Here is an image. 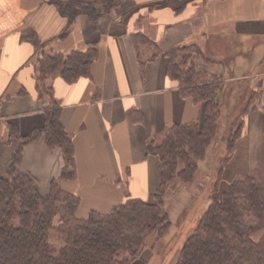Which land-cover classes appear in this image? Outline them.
Returning <instances> with one entry per match:
<instances>
[{
	"label": "crops",
	"instance_id": "1",
	"mask_svg": "<svg viewBox=\"0 0 264 264\" xmlns=\"http://www.w3.org/2000/svg\"><path fill=\"white\" fill-rule=\"evenodd\" d=\"M130 1L134 10L127 16L117 11L97 19L79 15L62 36L68 19L48 0H0V176H6L19 146L8 125L21 135L42 128L52 99L39 96L40 54L22 40L24 32L34 31L46 54L68 55L92 46L99 51L88 76L73 83L59 75L44 81L62 105L61 122L74 142L78 177L64 188L80 196V216L109 211L128 197L154 201L162 164L147 155L149 142H159L168 128L196 121L202 113L168 74L166 53L190 43L215 61L197 59L198 71L208 77L224 74L233 85L230 113L240 91L247 93L243 133L230 152L225 146L221 160L220 192L264 162V0ZM136 33L148 43H136ZM63 168L61 149H50L44 138L24 146L20 169L36 179L42 194Z\"/></svg>",
	"mask_w": 264,
	"mask_h": 264
},
{
	"label": "trees",
	"instance_id": "2",
	"mask_svg": "<svg viewBox=\"0 0 264 264\" xmlns=\"http://www.w3.org/2000/svg\"><path fill=\"white\" fill-rule=\"evenodd\" d=\"M48 1L68 19V28L62 33L65 36L79 15L97 19L114 12L127 0ZM133 35L136 43H148L141 33ZM22 40L31 43L40 54L35 69L39 96L52 99L42 128L21 135L16 126L8 125L9 137L19 140V146L6 176H0V264H134L142 260L145 252L152 251L171 228L165 206L167 190L175 183H196L201 162L211 155L209 150L220 134L222 120L225 119L227 131L223 135L227 152L241 137L243 116L249 106L244 102L246 90L240 91L235 109L238 113L230 118L234 113L229 112L233 85L226 82L224 74L208 77L195 66L197 59L215 62L211 56L204 54L196 43L167 52L168 74L179 83L184 96L201 106L200 118L175 124L160 142H149L147 155L159 157L162 164L153 202L128 197L109 211L91 210L80 216V196L64 188V183L78 177L74 142L61 122L62 105L44 81L59 75L65 82L73 83L88 76L99 51L92 46L68 55L46 54L32 30L25 31ZM239 113L242 119L237 125ZM39 138H44L50 149H61L64 159V168L52 180L46 195L40 192L36 179L20 169L24 146ZM217 171L209 204L181 249L177 264H264V162L250 174L234 179L225 192L219 189L222 169ZM53 234L59 236L61 246L52 242ZM152 237L154 243L149 245Z\"/></svg>",
	"mask_w": 264,
	"mask_h": 264
},
{
	"label": "rangeland",
	"instance_id": "3",
	"mask_svg": "<svg viewBox=\"0 0 264 264\" xmlns=\"http://www.w3.org/2000/svg\"><path fill=\"white\" fill-rule=\"evenodd\" d=\"M124 4L125 6H119L114 9L118 15L123 16L124 12L134 10V8L130 9L129 7L131 1H126ZM138 44H140L139 41ZM237 113L238 110L233 114L231 113L230 118ZM241 119L242 117L240 116L237 125L240 124ZM221 123L222 128L211 150V155L208 156L207 162H201L200 174H198V179H195L196 183L190 185L175 183L167 190L165 206L170 213L172 225L167 234L161 239V242L157 243L152 251L145 252L144 259L148 262H146L147 264H177L181 249L195 232L198 221L209 204V198L218 174L217 170L220 168L223 154H225L226 144L223 146L222 142L225 143L223 135H226L227 131L224 120ZM59 241V236L53 234L52 242L58 247L61 246V244H58ZM153 243L154 238L152 237L149 239V245Z\"/></svg>",
	"mask_w": 264,
	"mask_h": 264
}]
</instances>
